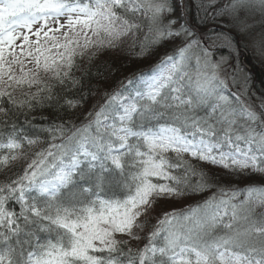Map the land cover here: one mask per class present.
Listing matches in <instances>:
<instances>
[{
	"label": "snow or ice",
	"instance_id": "6c2138e0",
	"mask_svg": "<svg viewBox=\"0 0 264 264\" xmlns=\"http://www.w3.org/2000/svg\"><path fill=\"white\" fill-rule=\"evenodd\" d=\"M192 6L227 34L194 31ZM241 38L264 58V0H0V264H264V95ZM165 45L118 86L91 73Z\"/></svg>",
	"mask_w": 264,
	"mask_h": 264
},
{
	"label": "trees",
	"instance_id": "16d2710c",
	"mask_svg": "<svg viewBox=\"0 0 264 264\" xmlns=\"http://www.w3.org/2000/svg\"><path fill=\"white\" fill-rule=\"evenodd\" d=\"M205 2H207V0H205ZM200 3V0H195L194 1V5H197ZM190 18H192V20L194 21V23L199 24L200 26L203 24H208L209 22H214L215 24L217 23V26L219 24V22H215L212 19H207L205 20L203 18V13L202 12H198L197 8L195 6L191 7V11H190ZM188 16V17H189ZM187 17V18H188ZM199 21V22H198ZM221 23V22H220ZM224 23V22H223ZM191 24V23H190ZM225 24V23H224ZM214 30H211L210 32H212ZM235 34L233 35V39L235 40ZM242 44V43H241ZM239 45V44H238ZM171 47L170 45H165L162 48H160L157 52H155L154 55L147 57L145 59H140L137 58L132 52H121L119 54H115L118 56H109L108 60H105V57H103V55L98 58L97 60H95L92 63L91 66V73L94 77H96V79H102L104 77L107 78V85H105V87H115L118 86V83L120 80L124 79V77L131 75L133 72H139L142 69H146L147 65H152L155 62L158 61V59L160 57H162L166 52L170 51ZM150 59V61H148ZM82 67L84 69L88 68V64L85 61L82 65ZM245 71H247L248 75H255L256 76V82L253 83V88L257 91H261L264 94V79H261L260 73L259 71H257L256 66H254L252 68V73L245 69ZM80 72H77V75H80ZM96 79H88L87 77L84 80V84L85 87L87 88L88 84H95L96 83ZM252 80V79H251ZM250 87L252 85V81H249ZM99 100V95L95 94L93 96V99L89 101V104L85 106V108L90 107L91 104L96 103ZM37 115H48V112H43V113H36ZM61 115H63V113H61ZM72 116H75V113H71ZM65 118L67 119L68 116H65ZM4 177L0 176V180H3ZM243 183V182H241ZM211 193H206L205 195H210ZM204 197L202 196H198V195H194L185 199H181L180 202H173L171 203L173 206H179L180 207H184L188 204H193L198 200H202ZM182 202V203H181ZM178 207V208H180ZM9 208H15L16 211H19V206L13 203L9 204ZM150 230L149 229H145V233L144 235L147 234V232ZM146 240H141L139 242V244L137 243H133V247H137V246H142L144 243H146Z\"/></svg>",
	"mask_w": 264,
	"mask_h": 264
},
{
	"label": "rangeland",
	"instance_id": "374dc122",
	"mask_svg": "<svg viewBox=\"0 0 264 264\" xmlns=\"http://www.w3.org/2000/svg\"><path fill=\"white\" fill-rule=\"evenodd\" d=\"M187 19L191 23L190 25L193 27V30L196 31L195 29L197 28V31H199V34L207 33V32H210L211 30L219 31L218 29L222 28V27H223V29H220V30H222L225 34H227V29L229 28V25L228 24L226 25L223 22H221V23L219 22L218 26H217V23L215 24L214 22L213 23L209 22L208 24H203L200 26L199 24L194 23V21L192 20V18H190V16ZM233 33L235 34V29H233ZM170 47H172V46L170 45ZM238 47H239L238 60H239L241 67L244 69V72L248 75V73H247V71H245V69L249 70L252 73V68L254 66H256L257 71H259L261 79L263 80L264 79V58L257 56L254 53V50L251 48V46L249 44H247L242 38L239 41ZM115 54L116 53H108V54H104L103 57H105V60H108L109 56H112V57L118 56ZM221 54H224V53L223 52L217 53V55H221ZM148 61H150V59ZM149 66L150 65H147V68ZM248 76H249V81H252L250 91L252 93L253 102L255 103V102H258V98L264 94H263V92L257 91L253 88V83L256 82V76L253 74L252 75L250 74ZM179 202H180V200H179ZM180 205L178 207H180ZM171 207H177V206H173L172 204H165L164 205V208L166 210H169Z\"/></svg>",
	"mask_w": 264,
	"mask_h": 264
},
{
	"label": "bare ground",
	"instance_id": "6f19581e",
	"mask_svg": "<svg viewBox=\"0 0 264 264\" xmlns=\"http://www.w3.org/2000/svg\"><path fill=\"white\" fill-rule=\"evenodd\" d=\"M226 24V23H225ZM227 25V24H226ZM195 27V26H194ZM195 29V28H194ZM220 29H223V27L222 28H219L218 30L219 31H217V32H223L222 30H220ZM196 30V32L199 34V31H197V28L195 29ZM147 69V68H146Z\"/></svg>",
	"mask_w": 264,
	"mask_h": 264
}]
</instances>
